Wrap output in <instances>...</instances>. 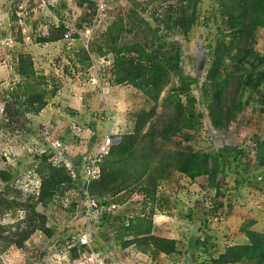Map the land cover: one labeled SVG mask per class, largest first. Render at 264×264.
<instances>
[{"label":"rangeland","instance_id":"obj_1","mask_svg":"<svg viewBox=\"0 0 264 264\" xmlns=\"http://www.w3.org/2000/svg\"><path fill=\"white\" fill-rule=\"evenodd\" d=\"M175 3L176 0H0V170L13 176L9 184L0 181V195L6 193L4 197L24 201L38 194L40 178L36 168L41 156L54 164L57 161L52 157L61 153L56 143L52 147L54 141L63 143L67 152L75 155L77 186L81 187L85 174L79 168L78 156L104 157L110 137L131 133L140 111L153 108L161 130L172 113V107L163 99L172 86L178 85L176 79L154 104L130 85H112V56L100 57L98 51L106 45L108 28L119 16L127 28L130 12H134L136 22L142 24L144 20L154 27V14ZM214 3L215 0H202L199 24L186 40L171 38L181 45L183 74L198 82L192 85L191 94L197 100L196 110L204 113V118L197 131L184 132L191 135V141H166L164 147L197 151L245 145L248 161L243 158L238 164L232 163L228 176H219L220 196L207 186L205 177L190 181L173 172L167 180L157 183L153 201L139 197L137 186L99 201H104L105 210L115 217L149 216L153 209V234L176 240L180 254L150 257L133 246L121 249L117 225L115 228L107 223L100 212L89 213V195L73 189L46 207H37L47 218L53 236L36 232L20 249L8 247L7 239L14 224L24 218V211L0 214V264H201L216 258L227 246L245 243V226L264 233V179L252 151L255 139H264V115L259 107L255 111L250 107L239 113L226 130H216L209 123L199 93L207 70L206 45L216 32L202 22L213 11ZM60 22L69 29L64 40L36 43ZM256 36V49L264 55V30H258ZM149 37L141 28H131L121 36L119 44ZM19 54L30 55L37 77L31 82L47 88L50 95L38 115L12 114L9 118L5 102L12 108L10 94L22 90L26 83L16 71ZM235 182L240 184L236 186ZM7 185L13 193L5 191ZM139 185L149 186L150 180L144 178ZM83 206L87 208L85 214ZM91 257L92 262L88 260Z\"/></svg>","mask_w":264,"mask_h":264},{"label":"trees","instance_id":"obj_2","mask_svg":"<svg viewBox=\"0 0 264 264\" xmlns=\"http://www.w3.org/2000/svg\"><path fill=\"white\" fill-rule=\"evenodd\" d=\"M201 2L176 0L175 4H167L162 13L154 14V27L144 20H141L142 24L136 22L134 12L128 15V28L121 16L109 26L107 43L104 48L100 47L98 55L112 56V85H130L154 104L173 78L178 85L172 86L163 99L165 105L172 107V113L160 131L158 119L151 108L136 115L131 133L110 137L108 152L99 163V176L87 188L89 196L98 205H105L104 201H99L106 195L113 197L131 186H137V195L146 202L153 201L157 183L167 180L173 172L184 175L190 181L205 177L207 186L215 189L216 195L220 196L219 176H228L232 163L238 164L243 158L248 161L245 145L197 151L164 147L166 141H191V135L184 132L197 131L204 118V113L196 110L197 100L191 94L192 85L198 82L183 74L180 66L181 45L171 40L173 37L188 38L192 29L199 24ZM214 4L213 11L208 12L202 22L208 29L214 27L216 32L206 45L207 70L199 93L206 105L211 127L226 130L237 115L247 108L255 111L259 107V112L264 115V55L256 49L257 32L264 30V0H215ZM138 27L144 34L149 33L150 37L145 41L119 44L124 33ZM68 32L69 29L60 22L49 28L47 34L39 37L36 43H57L64 40ZM73 38L77 39L78 36L74 34ZM16 71L26 83L22 90L17 89L10 94L13 107L10 108L9 102H5V112L9 118L12 114L38 115L47 106L50 92L31 82L37 77L30 55H18ZM147 139H150L148 143ZM252 151L264 179V139L256 138ZM41 158L36 168L40 178L38 194L30 195L24 201L18 197L7 198L4 197L7 195L5 191L13 193L7 185L5 195H0L1 215L16 210L25 213L24 218L14 224L13 231H10L11 227L7 228L10 231L8 247L22 248L36 232L52 237L53 231L47 227V218L37 211V207H46L56 197L73 189L83 191L77 186L78 180L74 182L65 167L53 165L44 155ZM12 178L11 173L0 170L1 182L9 184ZM144 178L150 180L149 186L139 185ZM239 184L235 182L236 186ZM86 209L83 206L82 213L85 214ZM153 214L154 210L151 209L149 216L128 218L104 212L102 218L119 228L121 249L133 246L150 257L179 255L176 240L153 234ZM243 233L245 243L227 246L216 258L211 257L210 262L201 264H264V233L246 226ZM198 243L199 239L195 244Z\"/></svg>","mask_w":264,"mask_h":264},{"label":"built area","instance_id":"obj_3","mask_svg":"<svg viewBox=\"0 0 264 264\" xmlns=\"http://www.w3.org/2000/svg\"><path fill=\"white\" fill-rule=\"evenodd\" d=\"M54 144L56 145V149L57 148L61 149V153L58 156L54 154L52 159H56L57 162L54 163L53 165L65 167L71 179L74 182H77V180H79V176L77 173L78 166L76 165V162L72 158V153L67 152V148H66L67 146H65L63 143L54 141L52 147H54ZM102 158L103 156H98L97 154H94V155H83L79 159V168H81L83 170V173L85 174V180H83L82 186L80 188H83L84 193H86L87 195H89L87 192L89 183L97 179L99 176L100 173L99 163L101 162ZM90 202H91V206H88L89 213L95 211V212H100L99 214L102 215V213L107 212L103 205H98L91 197H90ZM111 207L114 206L112 205ZM88 260L92 262L93 257H91L90 259L88 258Z\"/></svg>","mask_w":264,"mask_h":264},{"label":"clouds","instance_id":"obj_4","mask_svg":"<svg viewBox=\"0 0 264 264\" xmlns=\"http://www.w3.org/2000/svg\"><path fill=\"white\" fill-rule=\"evenodd\" d=\"M82 156H83V155H82ZM74 157H75V155L72 154V158H73V160L75 161ZM80 158H81V156L79 157V159H80Z\"/></svg>","mask_w":264,"mask_h":264},{"label":"crops","instance_id":"obj_5","mask_svg":"<svg viewBox=\"0 0 264 264\" xmlns=\"http://www.w3.org/2000/svg\"><path fill=\"white\" fill-rule=\"evenodd\" d=\"M170 239V238H169ZM246 239V238H245ZM221 253V252H220Z\"/></svg>","mask_w":264,"mask_h":264}]
</instances>
